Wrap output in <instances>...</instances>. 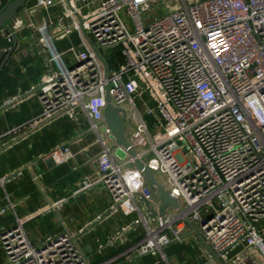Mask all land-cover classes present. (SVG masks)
<instances>
[{
	"label": "built area",
	"instance_id": "1",
	"mask_svg": "<svg viewBox=\"0 0 264 264\" xmlns=\"http://www.w3.org/2000/svg\"><path fill=\"white\" fill-rule=\"evenodd\" d=\"M9 1L0 0V14ZM54 8L55 19L43 15ZM23 30L44 73L31 91L6 100L0 110L35 96L42 110L29 128L62 118L75 122L77 132L37 160L61 166L75 162L73 145L85 144L80 152L98 148L94 168L72 197L106 190L111 202L77 232L65 230L37 244L25 225L58 213L68 199L16 218L0 234L6 264H93L83 239L117 216L127 222L96 238L90 252L122 250L95 264L147 256L165 261L163 249L183 242L179 228L187 220L209 249L202 251L204 264H264V0H29L0 29V38L11 43ZM75 32L81 43L57 51L55 43ZM91 44L106 62L107 76ZM114 48L120 59L110 66L101 50ZM108 105L123 119L133 155L116 144L104 117ZM32 166L0 177V188L27 170L44 192L42 174ZM144 171L155 181L156 174L163 176V184L156 182L177 208L159 214V192ZM16 205L6 195L0 216Z\"/></svg>",
	"mask_w": 264,
	"mask_h": 264
},
{
	"label": "crops",
	"instance_id": "2",
	"mask_svg": "<svg viewBox=\"0 0 264 264\" xmlns=\"http://www.w3.org/2000/svg\"><path fill=\"white\" fill-rule=\"evenodd\" d=\"M49 14V15H48ZM48 14L55 19L59 16V9L54 8ZM16 48L6 62L0 74V107L6 100L32 90L43 76L44 69L41 58L36 52L29 32L23 30L15 34ZM77 32L68 38L55 43L57 51H65L77 47L80 42ZM13 40L9 43L0 38V54H8L4 50H11ZM0 59V66L4 62ZM113 66L114 58H106ZM42 110L39 99L30 96L15 108L0 110V177H4L23 165L33 162V172L42 174L41 192L31 181L29 171L15 181L0 188V207L6 204V195L17 202L14 211H8L0 216V234L2 228L9 229L15 225L16 218L28 216L49 202L67 198V202L58 213L38 216L25 225V231L33 244L42 242L48 237L62 231L77 232L86 222L101 214L110 204V195L106 190H96L92 193L72 197V193L80 186L81 178L92 171L95 153L98 148L80 152L85 144L73 145L71 149L78 153L75 162L49 168L45 161L37 160L39 156L48 154L55 146L67 141L77 132V125L68 118L51 122L44 127L31 129L28 124L37 118ZM92 136L87 137L89 144ZM75 164L77 170H73ZM127 222V218L117 216L99 225L94 232L83 239V250L89 255L93 264L114 256L122 249L108 250L102 256L92 253L95 250L96 238L104 237L115 228ZM183 242L172 243L163 249L166 258L147 256L135 262L123 264H204L203 252H208L203 240L190 228L188 224L179 228ZM92 250V252H90ZM0 264H6L5 254L0 248Z\"/></svg>",
	"mask_w": 264,
	"mask_h": 264
},
{
	"label": "water",
	"instance_id": "3",
	"mask_svg": "<svg viewBox=\"0 0 264 264\" xmlns=\"http://www.w3.org/2000/svg\"><path fill=\"white\" fill-rule=\"evenodd\" d=\"M28 1L29 0H10L4 6V8L0 14V29H7L8 25L17 16V14L20 12V10H22L25 7V5L28 3ZM16 45H17V41H16L15 37H13V46H12L10 52L6 55L0 54V59H3V58L5 59L4 62L0 66V74L3 71V68H4L6 62L9 60L12 53L14 52ZM91 47L93 48V52H94L95 56L97 57V59L104 66L105 76H107L108 66H107L106 62L99 55L98 51L96 50V48L92 44H91ZM107 99H108V97H107ZM104 117H105V121H106L108 127L111 129L114 137L116 138V144L121 145L124 148L128 149L129 153L131 155H133L134 154L133 151L131 149H129V145L127 144V142L123 138V132H124L125 126H124V121L120 117L118 110L114 109L111 105H108L106 110H105ZM45 164L49 168H53L55 166V163L53 162V160L51 158H48L47 160H45ZM137 167L140 170L143 169V166L140 163H138ZM144 175H145L147 181L151 185L155 186L159 192V200L161 201V205H162L160 208L159 214H162L164 212L165 208H167L169 206H171L173 208H177L175 201L172 200L168 196L165 189L162 186H160L154 180L153 176L148 171H144ZM151 217H155V214H153ZM187 223L190 226V228L200 237V235L197 232V230L195 229L194 225L192 223H190L188 220H187Z\"/></svg>",
	"mask_w": 264,
	"mask_h": 264
},
{
	"label": "rangeland",
	"instance_id": "4",
	"mask_svg": "<svg viewBox=\"0 0 264 264\" xmlns=\"http://www.w3.org/2000/svg\"><path fill=\"white\" fill-rule=\"evenodd\" d=\"M163 14L164 13L162 11H160V15H163ZM121 16H122L123 20L129 25L130 24L129 19L124 14H121ZM101 54L107 59H109L111 57L114 58V60H115V58L120 59V50H119V48L103 49V50H101ZM140 110L143 113V109L140 108ZM125 138L128 140L130 138V136H128V134H125ZM155 179H156V181L158 183L163 184V182H164V179H163L162 175L156 174L155 175Z\"/></svg>",
	"mask_w": 264,
	"mask_h": 264
}]
</instances>
